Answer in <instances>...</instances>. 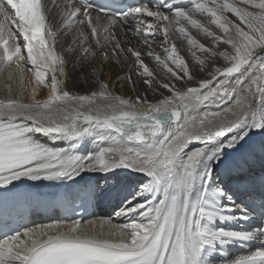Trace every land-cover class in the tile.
Segmentation results:
<instances>
[{
    "label": "snow or ice",
    "instance_id": "1",
    "mask_svg": "<svg viewBox=\"0 0 264 264\" xmlns=\"http://www.w3.org/2000/svg\"><path fill=\"white\" fill-rule=\"evenodd\" d=\"M189 5L149 0L112 10L91 0H0V74L9 81V98L0 100V189L23 179L75 181L82 173L117 169L148 178L116 214L125 222L58 221L5 234L0 264H212L229 244L264 240V175L255 217L213 179L229 150L254 130L264 132V0H189ZM193 30L210 43L200 42ZM119 33L138 37L145 49L125 47ZM157 34L163 35L162 54L152 47ZM61 36L72 39L58 52ZM176 40L186 42L199 71L208 69L209 78L183 91L172 81L196 76ZM129 55L145 85L169 94L151 103L146 95L124 98L110 91L100 78L103 65H121ZM144 55L154 60L155 73ZM69 58H74L73 71L95 78L97 91L80 95L59 89L68 78ZM26 70L50 87L47 99L23 103L11 98V82L19 76L23 84ZM49 78L50 85L45 83ZM116 79L134 85L131 76ZM228 99L235 111H200L206 103ZM38 134L69 142L95 137L100 143L81 155L50 147ZM193 142L202 146L188 150ZM259 149L264 155V142ZM238 219L251 221L252 227L235 231L217 224ZM224 264H264V245Z\"/></svg>",
    "mask_w": 264,
    "mask_h": 264
},
{
    "label": "bare ground",
    "instance_id": "2",
    "mask_svg": "<svg viewBox=\"0 0 264 264\" xmlns=\"http://www.w3.org/2000/svg\"><path fill=\"white\" fill-rule=\"evenodd\" d=\"M173 4H179L181 6H190L189 0H170ZM146 3V2H142ZM230 15V14H229ZM230 18L231 17L230 15ZM202 19V18H201ZM213 31H218L215 29V26H211ZM192 35L195 36L200 42L208 45L210 43V38L204 37L201 33H197L195 30L192 31ZM122 44L125 47L131 46L138 50H144L145 46L140 41L138 37L132 36L130 33L127 37L123 33H119ZM72 39L71 36L68 37H59L57 44V51L63 52L64 48L67 46L68 42ZM175 39V37H173ZM130 41V43H129ZM163 44V35L157 34L153 38L152 47L153 49L161 53L160 45ZM177 48L180 54L188 61L190 70L196 76V79L193 81H187L186 79L175 81L177 88L182 91L188 87H194L197 84V81L200 79H206L208 77V69L205 68L203 72L198 70L191 59L190 53L187 51L186 42L181 40H176ZM93 47H95L93 42ZM223 47V45H221ZM162 54V53H161ZM72 59L69 58V63L66 68V76L68 78L64 79V82L59 85L61 91L67 90L72 94L88 95L91 91H97L98 86L95 83V78L90 74L83 72L81 69L73 71ZM145 64L149 66L151 70L156 72V65L154 60L151 57L146 55L142 56ZM103 57L98 56L96 58L97 64L102 62ZM218 66H223L222 61L216 62ZM27 66V62L25 61ZM70 73V75H68ZM117 76H131L132 83H129L128 80H122L117 82ZM24 83L21 84L19 81V76L12 84V93L11 98L19 100L23 103H32L33 100H45L49 95H51L50 87H45L44 85L39 84L33 75L32 72L27 70L23 74ZM104 82L109 84V89L114 94H118L124 98L132 97L135 98L137 95L147 97L148 101L151 103H156L158 98H162V95H168L167 90L162 88H154L156 91L150 89L147 85L142 82V78H139L136 69L134 67V58L129 55V58L126 62L121 65L115 63L104 64L103 65V74L100 77ZM162 78V77H161ZM89 82V83H88ZM115 82V83H114ZM9 83L6 78V74H0V100H6L9 98V93L5 88V84ZM46 84L50 85V78L46 80ZM133 87L135 90H133ZM35 91V97L32 96V92ZM250 101L254 100L253 96H248ZM113 101H104L98 100L97 104H107L112 103ZM234 101L232 99L217 101L216 103H206L201 108V112H218L223 111L226 108L233 107ZM143 107H146L143 106ZM231 118V117H228ZM224 119V117H221ZM234 133H230L232 135ZM46 137L48 141L53 143L55 148H64L69 149L75 152H78L81 155H86L89 152L97 150V145L100 143L98 138L95 137H86L80 141H53L48 136H43L38 134V138ZM264 142V132L253 131L249 133V136L246 138V141L241 142L237 146L236 150H229L228 155L225 157V164L220 166L216 171L217 174L214 175V182L225 188L226 190L234 193V199L237 205H240L243 201L249 207V216L255 217L260 211L258 208L256 211H253L254 205L259 204V178L264 175V155L260 154L259 146ZM202 146L200 142H193L189 145L188 150H192L195 147ZM247 150H243L245 148ZM254 158V159H253ZM79 179L78 185H84L86 180L93 178L95 184L98 186L99 196L98 202L100 204L101 212L99 215L92 216L87 220L82 222H87L89 220H95L98 218H111L114 222L122 223L125 222V218L118 217L116 214L120 211L121 207L124 205L125 197H129L142 182H147V177L143 176L140 173H133L127 169H117L114 172L110 173H100V172H86L82 173ZM66 181H38V182H47L49 186L57 188L66 184ZM255 185V188H253ZM199 187V183L197 184ZM151 199V197H149ZM139 202H143L141 199ZM135 203V202H134ZM227 203V201H225ZM234 214L239 217L241 214V209L237 207ZM135 215V214H133ZM49 223H54L53 220L47 219L46 221H37L34 225L30 227H35L39 225H46ZM219 227H224L226 230H235L243 231L248 230L252 227L251 221H245L243 219H238L236 221H227V222H217ZM261 240L254 242H238L234 244H229L224 247L222 251L218 250L217 254L212 257V264H224L226 260L234 259L240 255H246L250 251L255 250L256 248L262 246L260 244Z\"/></svg>",
    "mask_w": 264,
    "mask_h": 264
},
{
    "label": "rangeland",
    "instance_id": "3",
    "mask_svg": "<svg viewBox=\"0 0 264 264\" xmlns=\"http://www.w3.org/2000/svg\"><path fill=\"white\" fill-rule=\"evenodd\" d=\"M89 83V82H88ZM249 148V146H247V148L243 149L244 151L247 150ZM254 159V158H253ZM262 241V240H261ZM261 241H260V244H261Z\"/></svg>",
    "mask_w": 264,
    "mask_h": 264
}]
</instances>
